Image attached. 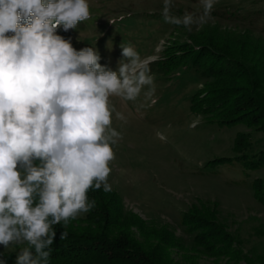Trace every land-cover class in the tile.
Wrapping results in <instances>:
<instances>
[{
	"label": "rangeland",
	"instance_id": "374dc122",
	"mask_svg": "<svg viewBox=\"0 0 264 264\" xmlns=\"http://www.w3.org/2000/svg\"><path fill=\"white\" fill-rule=\"evenodd\" d=\"M89 2L91 18L57 34L77 50L96 48L101 65L113 71L122 59L120 44L131 45L154 81L151 98L142 92L135 102L112 100L125 116V121L113 117V127L122 134L113 146L108 178L109 193L118 199L114 212L139 221L131 231L143 242L145 233L149 242L162 234L171 264H259L264 257V164L251 168L241 155L264 154V132L217 121L225 75L240 68L238 75L246 77L247 69H255L253 79L264 89V0H217L212 19L191 31L164 21L163 0ZM201 11L199 0H172V15ZM198 39L212 43L201 44L205 53L195 56L212 67V76L193 68ZM241 83L232 80L231 86ZM195 102L203 113L192 110ZM217 229L231 238L227 254H212L197 244L202 232ZM16 248L0 246V252L10 255Z\"/></svg>",
	"mask_w": 264,
	"mask_h": 264
},
{
	"label": "clouds",
	"instance_id": "9594fccd",
	"mask_svg": "<svg viewBox=\"0 0 264 264\" xmlns=\"http://www.w3.org/2000/svg\"><path fill=\"white\" fill-rule=\"evenodd\" d=\"M216 2L199 0V15L176 16L163 0L162 16L191 31L212 19ZM90 18L89 0H0V246L20 247L15 264H50L54 226L94 209L89 191L112 190L113 146L122 139L113 117L125 121L112 100L154 92L133 46L120 44L113 71L96 48L77 50L57 34Z\"/></svg>",
	"mask_w": 264,
	"mask_h": 264
},
{
	"label": "trees",
	"instance_id": "16d2710c",
	"mask_svg": "<svg viewBox=\"0 0 264 264\" xmlns=\"http://www.w3.org/2000/svg\"><path fill=\"white\" fill-rule=\"evenodd\" d=\"M207 41L203 39L196 41L200 47H194V54L192 53L191 57L196 62L192 61V65L193 68H198L201 72L204 71L212 76V67L206 63L203 65L200 60L196 59L205 53L202 51L203 45L201 44H212ZM226 54L231 53L226 51ZM254 70L247 69L249 73L246 77L238 75L237 72L241 71L240 68L225 75L227 80L223 81L222 86L224 87L222 91L220 90V103H223V110L219 113L220 119L217 121L219 124L245 123L247 127H256L264 132L263 82L253 79L255 77ZM232 80H240L242 83L240 86H231ZM206 100L210 102L209 98ZM192 110L203 113L197 102L192 105ZM236 149L239 147L236 146ZM241 156L244 164L251 168H254L253 164H259V166L264 164V154L257 155V158L256 156L249 157L248 153ZM110 194L109 192L105 193L102 189L89 191V200H95V208L71 221L66 229L62 225L54 226L56 239L51 248L50 264H171L165 255L166 249L163 245L166 239L162 234L155 237L157 242L147 241L149 237L144 232L143 236H146V240L143 242L137 239L131 231V227L132 225L139 227V221L118 217V214L115 213L118 206L114 207L118 199L114 193ZM62 231L68 233L65 239H60ZM200 236L201 241L197 244L203 246L206 252L227 254L230 251L231 238L226 232L217 229L213 232H202ZM19 250L20 247H17L10 255L5 254L6 264H15L16 254ZM257 262L264 264V257Z\"/></svg>",
	"mask_w": 264,
	"mask_h": 264
}]
</instances>
